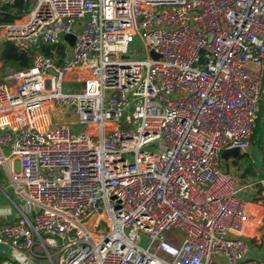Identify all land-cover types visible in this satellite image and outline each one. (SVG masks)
<instances>
[{"label": "built area", "instance_id": "built-area-1", "mask_svg": "<svg viewBox=\"0 0 264 264\" xmlns=\"http://www.w3.org/2000/svg\"><path fill=\"white\" fill-rule=\"evenodd\" d=\"M25 1L0 24L33 54L0 81V162L26 199L0 264H264L243 239L260 199L220 157L256 127L264 0ZM64 105L77 130L52 122Z\"/></svg>", "mask_w": 264, "mask_h": 264}, {"label": "crops", "instance_id": "crops-1", "mask_svg": "<svg viewBox=\"0 0 264 264\" xmlns=\"http://www.w3.org/2000/svg\"><path fill=\"white\" fill-rule=\"evenodd\" d=\"M3 70L5 69H3L0 60V74ZM261 95L262 99L256 122L257 128L252 136L250 146L245 151H240L239 155L235 157H241L239 159L227 156L221 160L227 165L225 171L231 174L235 173L238 194L249 200L257 201L260 199V202L253 205L255 214L245 227L243 239L249 245L248 255L264 262V197H262L264 189V77L261 84ZM255 141L258 142V146L254 144ZM1 152L5 153L3 150ZM227 158L229 159L227 160ZM7 166L12 167V161L7 160L6 165L0 162V223L11 222L17 218L19 210H23L19 208L18 204L22 203L24 208L26 206L24 196L18 193L12 184ZM15 167L17 168V163ZM11 256L12 254L6 248L0 246V258H10ZM38 263L44 264V261L39 260Z\"/></svg>", "mask_w": 264, "mask_h": 264}, {"label": "trees", "instance_id": "trees-1", "mask_svg": "<svg viewBox=\"0 0 264 264\" xmlns=\"http://www.w3.org/2000/svg\"><path fill=\"white\" fill-rule=\"evenodd\" d=\"M28 4V1L25 0H15L12 3L2 5L0 9V24L12 23L20 18L23 11L28 8ZM40 50L44 54H50L51 47L42 45ZM32 55V52L18 48L10 41L5 40L0 44V60L2 61L3 69L19 70L27 67L31 64ZM256 128L257 125L253 135L256 132Z\"/></svg>", "mask_w": 264, "mask_h": 264}, {"label": "rangeland", "instance_id": "rangeland-1", "mask_svg": "<svg viewBox=\"0 0 264 264\" xmlns=\"http://www.w3.org/2000/svg\"><path fill=\"white\" fill-rule=\"evenodd\" d=\"M134 53V56H136L139 52L141 55H146V51L140 49V45L138 44L137 40H135L131 46H130V50ZM264 64V63H263ZM8 69L3 70L2 74H0V79L2 78V75L4 74V72H7ZM10 70V69H9ZM74 85V83H68V82H64L63 83V89H66V87H70ZM77 85V84H75ZM50 114H51V119L53 123H59L60 121H63L65 123H68L69 125H71L73 127V130H77L79 127L76 123V116L74 114V109L72 106H55L52 107L50 109ZM254 144L256 146H258V142H254ZM253 144V145H254ZM154 146V144H151V146H148V149H151ZM3 151H5V147H3ZM133 152L129 153V156H132ZM123 156H125V154H123ZM229 158H233L232 156H230ZM227 158V160L229 159ZM241 157L238 158H233V159H239ZM237 161V160H236ZM238 166L240 167V164H238ZM221 167L223 170H227V165H225V163L221 160ZM235 173H233L232 175L235 177L234 175ZM237 174V173H236ZM238 175V174H237ZM24 201H26V199H24ZM20 209H24V206L21 204H18ZM18 210V207L16 208ZM28 216H32L31 214H28ZM144 243V242H143ZM250 244V243H249ZM39 262V260H38Z\"/></svg>", "mask_w": 264, "mask_h": 264}, {"label": "water", "instance_id": "water-1", "mask_svg": "<svg viewBox=\"0 0 264 264\" xmlns=\"http://www.w3.org/2000/svg\"><path fill=\"white\" fill-rule=\"evenodd\" d=\"M64 38L70 40V43L72 44L74 36L72 34H66L64 35ZM151 55L155 58L157 57V54L154 53L153 51H151ZM239 153H240L239 148L233 147V148L223 150L220 154V157L221 159L226 158L227 156H232L235 158L239 155Z\"/></svg>", "mask_w": 264, "mask_h": 264}]
</instances>
